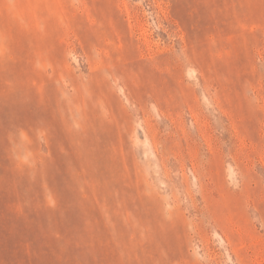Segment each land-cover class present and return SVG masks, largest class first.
I'll return each mask as SVG.
<instances>
[{
	"label": "rangeland",
	"instance_id": "1",
	"mask_svg": "<svg viewBox=\"0 0 264 264\" xmlns=\"http://www.w3.org/2000/svg\"><path fill=\"white\" fill-rule=\"evenodd\" d=\"M0 264H264V0H0Z\"/></svg>",
	"mask_w": 264,
	"mask_h": 264
}]
</instances>
